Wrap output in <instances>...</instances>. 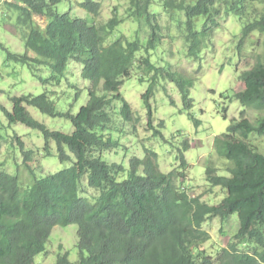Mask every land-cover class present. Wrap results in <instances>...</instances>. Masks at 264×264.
Wrapping results in <instances>:
<instances>
[{"label": "trees", "instance_id": "obj_1", "mask_svg": "<svg viewBox=\"0 0 264 264\" xmlns=\"http://www.w3.org/2000/svg\"><path fill=\"white\" fill-rule=\"evenodd\" d=\"M19 1L23 7L15 9L20 14L18 23L26 32L25 48L36 58L8 54V59L21 64L48 65L55 76L45 83L56 85L61 82L58 76L73 61L82 65L81 78L91 86L87 90V102L75 115L70 111L58 112L46 93L13 97L12 111L2 109L10 125L19 123L41 132L44 151L47 153L49 144L54 143L58 160L71 166L34 179L27 190L21 187L18 176L0 172V264H34L35 257L46 252L53 228L71 225L77 227L80 258L76 264H264V155L247 143L253 133L264 136V62L258 60L239 76L243 88L234 97L244 110L213 143L216 154L231 163L227 168L229 177L217 176L216 169L211 167L205 171L209 186L222 189L226 196L218 205H208L199 198H190L176 185L182 175L173 171L163 174L152 151L146 150L143 159L131 158L127 171L101 158L106 151L118 147V141L110 134L114 101H122L120 117L124 123L137 122L120 95L135 66L142 67L145 74L154 72L141 96L147 109V126L153 129L150 98L161 69L151 63L148 52L163 38L159 27L152 25L147 17L149 0L130 1L133 16L144 18L150 30L146 44L122 37L107 43L123 21L115 17L97 25L101 4L93 0L80 4L87 14L85 19L71 18L68 13L53 14L52 8L62 0ZM234 1L241 5L264 4V0ZM163 3L166 11L183 13L182 31L188 54L193 57L204 47L201 39L210 35L207 22L217 25L214 18L218 15V0H164ZM33 16L47 18L43 29L36 25ZM199 19L203 21L200 32L195 28ZM253 33L264 34V10L243 26L239 48ZM142 52L146 57L138 59ZM166 77L175 82L186 106L190 107L192 81L177 72H169ZM26 107L51 118L70 121L73 132L65 135L49 131L29 115ZM247 111L258 115L255 122L246 118ZM194 122L198 127L199 121ZM153 134L157 136L160 132L154 130ZM16 141L23 150L20 139ZM189 149L185 141L179 150L182 169L187 166L183 153ZM32 157V151L23 152V165L31 176L34 175L30 168ZM84 185L96 192L97 197H83ZM233 215L238 218L233 242L215 255L200 250L210 240L202 229L203 224L209 218H218L223 223ZM55 264L75 263L64 253L58 255Z\"/></svg>", "mask_w": 264, "mask_h": 264}, {"label": "rangeland", "instance_id": "obj_2", "mask_svg": "<svg viewBox=\"0 0 264 264\" xmlns=\"http://www.w3.org/2000/svg\"><path fill=\"white\" fill-rule=\"evenodd\" d=\"M7 1L0 0V172L18 176L21 187L27 190L34 179H42L60 172L71 164L58 160L54 143L51 144L48 154L43 150L44 138L38 130L19 123L10 125L2 109L12 111L10 99L13 97H36L46 93L58 112L70 111L75 115L87 102V90L91 85L81 78L82 65L73 61H70L64 73L58 76L61 82L56 85L55 82L45 83L55 76L48 65H37L34 62L21 64L9 60L8 54H27L32 58L36 56L25 48L26 32L17 25L20 14L12 6H18L15 3H18V0ZM93 1L101 4L100 16L95 20L97 25H104L115 17L123 21L112 37L108 38L107 43L122 37L127 41L137 39L146 44L148 26L143 18L139 21L133 16L134 10L130 11L131 0ZM82 2L83 0H62L52 8V12L59 15L69 13L71 18L85 19L87 14L78 6ZM149 2L151 6L147 10V17L151 18L152 25L159 27L158 31L163 38L154 50L148 52L151 63L161 69L155 80L153 96L150 98L153 129L149 130L147 126V109L141 96L147 90L154 72L145 74L142 67L135 66L129 79L125 80L121 87L120 95L129 104L137 122L133 125L124 123L120 117L122 101L115 100L110 110V134L118 141V147L106 151L101 158L108 164L121 165L127 171L131 158L143 159L146 150L152 151L157 155L158 168L163 174L173 171L183 176L176 180V185L190 198H199L208 205H218L226 193L220 188L209 186L205 171L207 167H211L216 169L217 176L229 177L227 168L231 163L216 154L213 143L217 137L226 133L227 128L234 120L239 119L244 110L234 97L235 93L243 88L240 74L252 68L258 60L264 62V34H251L239 48L243 26L261 15L264 4L244 2L241 5L239 1L237 3L234 0H218V15L214 18L217 25L207 22L210 35L201 39L204 47L192 57L188 54L182 31L185 21L183 13L166 11L163 7L164 0ZM233 2L236 8L232 7ZM242 6L243 11H240ZM232 9L238 12H233ZM35 21L40 28L45 26V18L39 17ZM202 24V19L197 20L196 31H201ZM140 54L138 59L146 57L144 52ZM169 72H177L192 81L188 96L190 107L186 106L175 82L166 77ZM26 110L49 131L65 135L73 132L71 122L64 118L48 117L32 107H26ZM245 113L251 122L256 121L257 114L252 111ZM194 121H199L198 127ZM154 130L159 131L160 135L155 136ZM17 138L22 142L23 151L16 141ZM185 141L189 143L190 149L183 153L187 166L182 169L178 155ZM247 143L264 155V136L259 137L253 133ZM29 151H33L30 163L33 176H30L23 165V152ZM83 183L85 184L86 180ZM84 187L81 193L83 197H97L96 192L85 185ZM202 229L209 235L210 240L201 245L200 250L215 255L233 242L232 238L238 230V218L233 215L223 223L218 218H209ZM77 244L75 225L57 226L49 237L46 252L36 256L34 264H55L58 255L64 253L69 255L70 262L76 264L80 258Z\"/></svg>", "mask_w": 264, "mask_h": 264}, {"label": "clouds", "instance_id": "obj_3", "mask_svg": "<svg viewBox=\"0 0 264 264\" xmlns=\"http://www.w3.org/2000/svg\"><path fill=\"white\" fill-rule=\"evenodd\" d=\"M84 1V0H83ZM102 1H104V0H102ZM7 2H10L9 0L7 1ZM16 4H18V6H12V8H14L15 9V7H23V5H22V3L18 0V3L17 2H15ZM78 6L80 7V4H78ZM16 10V9H15ZM17 11V10H16ZM69 14V13H68ZM70 15V14H69ZM39 17H41V18H45L46 19V22H47V18L45 17V16H33V21L36 23V21L35 20H38V18ZM71 17V16H70ZM19 18V17H18ZM144 19V18H143ZM141 19H139V21H140ZM17 23H18V19H17ZM135 23H137V22H135ZM122 24V23H121ZM120 24V25H121ZM146 24V23H145ZM18 26H20L19 25V23L17 24ZM36 25H37V23H36ZM45 25H46V23H45ZM147 25V24H146ZM39 27H40V25H38ZM45 26H43V28H44ZM43 28H41V29H43ZM20 29H21V27H20ZM149 29V28H148ZM23 30V29H22ZM149 34H150V30H149ZM148 34V35H149ZM136 40V39H135ZM25 55H27V54H25ZM28 56V55H27ZM29 57V56H28ZM30 58H32V57H30ZM20 142H21V140H20ZM22 143V142H21ZM51 144H53V143H50L49 144V148L51 149ZM55 145V144H54ZM43 150H44V148H43ZM23 151V150H22ZM33 152V151H32ZM57 153V152H56ZM33 159V158H32ZM179 164H180V162H179ZM186 165H187V163H186ZM31 168V167H30ZM33 171V170H32ZM34 173V172H33ZM31 176V175H30Z\"/></svg>", "mask_w": 264, "mask_h": 264}]
</instances>
